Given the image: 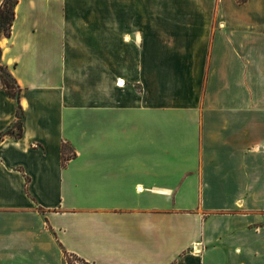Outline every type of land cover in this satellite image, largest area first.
<instances>
[{"label":"crops","instance_id":"1","mask_svg":"<svg viewBox=\"0 0 264 264\" xmlns=\"http://www.w3.org/2000/svg\"><path fill=\"white\" fill-rule=\"evenodd\" d=\"M14 12L0 264H264V0Z\"/></svg>","mask_w":264,"mask_h":264},{"label":"trees","instance_id":"2","mask_svg":"<svg viewBox=\"0 0 264 264\" xmlns=\"http://www.w3.org/2000/svg\"><path fill=\"white\" fill-rule=\"evenodd\" d=\"M242 0H238L240 2ZM18 0H3L0 4V38H8L10 36L11 26L14 20V9L17 5ZM0 57H1V49H0ZM0 86L5 90L7 95L14 99L18 108L15 114V121L13 125L8 128L3 133H0V140L4 137H13V138H21L22 137V118L23 111L19 104V99L21 95V88L16 83L15 79L11 76L6 67L0 64ZM64 154L62 155V161L64 162ZM65 257V264H89L84 260L78 258L75 255L68 254L65 251L63 252Z\"/></svg>","mask_w":264,"mask_h":264},{"label":"rangeland","instance_id":"3","mask_svg":"<svg viewBox=\"0 0 264 264\" xmlns=\"http://www.w3.org/2000/svg\"><path fill=\"white\" fill-rule=\"evenodd\" d=\"M73 264H78V263H74V262H72Z\"/></svg>","mask_w":264,"mask_h":264}]
</instances>
